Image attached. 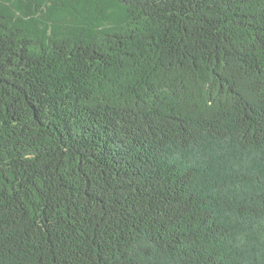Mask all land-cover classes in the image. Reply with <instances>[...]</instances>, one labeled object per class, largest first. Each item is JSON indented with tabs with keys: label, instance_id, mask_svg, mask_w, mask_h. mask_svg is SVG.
Masks as SVG:
<instances>
[{
	"label": "trees",
	"instance_id": "obj_1",
	"mask_svg": "<svg viewBox=\"0 0 264 264\" xmlns=\"http://www.w3.org/2000/svg\"><path fill=\"white\" fill-rule=\"evenodd\" d=\"M101 1L0 0V264H264V0Z\"/></svg>",
	"mask_w": 264,
	"mask_h": 264
},
{
	"label": "rangeland",
	"instance_id": "obj_2",
	"mask_svg": "<svg viewBox=\"0 0 264 264\" xmlns=\"http://www.w3.org/2000/svg\"><path fill=\"white\" fill-rule=\"evenodd\" d=\"M36 9H33V17L37 19V24H42L49 29L57 27L67 29L81 25L90 15V10L94 4L104 8L109 14V19L116 17L121 9L110 2L101 0H35ZM12 11L15 15L21 16L25 11L24 7L18 8V1L13 2ZM106 19L105 21L109 20Z\"/></svg>",
	"mask_w": 264,
	"mask_h": 264
}]
</instances>
